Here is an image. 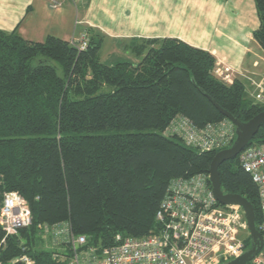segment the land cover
<instances>
[{
	"label": "trees",
	"instance_id": "obj_1",
	"mask_svg": "<svg viewBox=\"0 0 264 264\" xmlns=\"http://www.w3.org/2000/svg\"><path fill=\"white\" fill-rule=\"evenodd\" d=\"M254 3L252 36L264 50V0ZM86 31L87 46L78 51L54 35L31 41L0 29V197L17 192L32 217L16 236L5 237L0 226L2 263L24 244L34 264H63L51 258L38 225L69 221L94 246L158 231L155 214L169 181L208 174L218 151L186 146L170 131L173 121L182 116L202 127L227 119L209 98L241 121L264 110L241 82L213 74L207 50L172 37L137 38L138 62L106 64L102 37ZM263 142L261 126L248 145ZM218 172L224 193L252 204L258 226L257 188L239 154Z\"/></svg>",
	"mask_w": 264,
	"mask_h": 264
},
{
	"label": "built area",
	"instance_id": "obj_2",
	"mask_svg": "<svg viewBox=\"0 0 264 264\" xmlns=\"http://www.w3.org/2000/svg\"><path fill=\"white\" fill-rule=\"evenodd\" d=\"M64 1L48 0V4L57 8ZM68 1L76 6L80 0ZM70 43L78 51L85 49L87 32L72 37ZM213 74L224 83L231 82L230 69L226 66H214ZM251 84L249 97L254 104L264 107V83L252 80ZM170 131L178 134L186 146L199 151L220 150L230 146L235 138V128L229 119L196 127L179 116ZM239 163L250 174L258 192L260 221L256 227L262 244L249 262L264 264V142L246 145L239 152ZM155 218L159 222L158 231L142 237L117 234L108 246L87 245V238L76 235L69 221L38 225V230L51 258L63 264H221L247 248L246 238L239 235L241 229H248L241 207L221 204L205 173L172 178ZM31 223L26 200L15 191L4 192L0 197V226L5 237L18 235ZM20 252L8 263L0 264H34L24 244Z\"/></svg>",
	"mask_w": 264,
	"mask_h": 264
},
{
	"label": "crops",
	"instance_id": "obj_3",
	"mask_svg": "<svg viewBox=\"0 0 264 264\" xmlns=\"http://www.w3.org/2000/svg\"><path fill=\"white\" fill-rule=\"evenodd\" d=\"M258 26L254 0H80L76 6L65 0L57 8L48 0H0V29L31 41L49 34L70 41L90 28L102 37L101 47L107 42L127 53L122 61L138 62L134 39H179L228 67L231 82H241L248 96L252 80L264 83V50L252 36Z\"/></svg>",
	"mask_w": 264,
	"mask_h": 264
},
{
	"label": "water",
	"instance_id": "obj_4",
	"mask_svg": "<svg viewBox=\"0 0 264 264\" xmlns=\"http://www.w3.org/2000/svg\"><path fill=\"white\" fill-rule=\"evenodd\" d=\"M212 104L227 118L235 128V139L228 147L216 151L210 167L208 178L216 199L221 204L239 205L247 221L250 245L245 251L222 264H247L259 251L262 244V236L256 227V215L252 204L242 195L235 193H224L221 189L218 166L225 160L235 157L253 139L261 126H264V110L255 114L247 121H241L222 109L218 103L209 98Z\"/></svg>",
	"mask_w": 264,
	"mask_h": 264
},
{
	"label": "rangeland",
	"instance_id": "obj_5",
	"mask_svg": "<svg viewBox=\"0 0 264 264\" xmlns=\"http://www.w3.org/2000/svg\"><path fill=\"white\" fill-rule=\"evenodd\" d=\"M108 43L106 42L100 49V57L101 61L106 64H114L118 61L125 60L126 54L122 50H113L112 47H109ZM125 54V55H124ZM239 235L242 238L249 237V230L248 229H241Z\"/></svg>",
	"mask_w": 264,
	"mask_h": 264
}]
</instances>
